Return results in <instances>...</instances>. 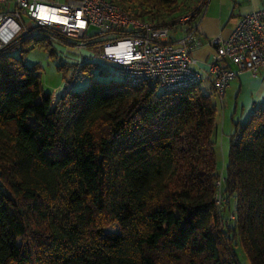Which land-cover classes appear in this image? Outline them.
Returning <instances> with one entry per match:
<instances>
[{
	"label": "trees",
	"instance_id": "obj_1",
	"mask_svg": "<svg viewBox=\"0 0 264 264\" xmlns=\"http://www.w3.org/2000/svg\"><path fill=\"white\" fill-rule=\"evenodd\" d=\"M114 1L171 28L184 6ZM40 40L0 51V264H245L238 247L264 264V106L236 126L219 208L214 91L122 78L78 91L95 64L64 61L74 86L54 100L13 54Z\"/></svg>",
	"mask_w": 264,
	"mask_h": 264
},
{
	"label": "built area",
	"instance_id": "obj_2",
	"mask_svg": "<svg viewBox=\"0 0 264 264\" xmlns=\"http://www.w3.org/2000/svg\"><path fill=\"white\" fill-rule=\"evenodd\" d=\"M205 1L198 8L202 10ZM193 14L194 11L181 16L171 28L137 18L114 0H0V51L21 40L51 39L49 34L57 33L64 42L61 47L55 44V49L62 48L59 51L67 54L71 62L62 58L68 63L86 62L93 56H84L83 52L95 46L97 53L114 63L121 78L132 85L174 91L206 80L223 104L230 83L239 74L250 72L255 76L264 69V9L242 16L230 36L208 41L214 53L202 72L193 68L197 64L193 52L203 45L191 24ZM93 27L98 32L91 35ZM173 31L179 35L173 37ZM67 50L81 54L77 57ZM57 55L62 56L59 52ZM73 86L74 81L66 82L61 92ZM57 98L55 94L53 99ZM224 182L222 171L215 194L219 208L230 200L223 194Z\"/></svg>",
	"mask_w": 264,
	"mask_h": 264
},
{
	"label": "crops",
	"instance_id": "obj_3",
	"mask_svg": "<svg viewBox=\"0 0 264 264\" xmlns=\"http://www.w3.org/2000/svg\"><path fill=\"white\" fill-rule=\"evenodd\" d=\"M66 1L64 0L63 3ZM202 1L204 0H183L184 6L189 9L198 8ZM261 9H264V0H206L200 15L194 20L203 45L193 52V57L197 61L193 68L202 72L211 60L214 49L209 44V40L217 36L224 38L230 36L242 16ZM177 35L179 34L173 31L172 36ZM72 53H76L77 57L81 54L75 51ZM82 55L86 56L88 52H83ZM230 67L236 70L234 65ZM204 83L209 93H213L210 83L206 80ZM201 89L203 91V87ZM215 103L217 104V98ZM262 106H264V69H260L255 76L250 72H242L230 83L221 104L222 111L218 112L217 131L214 138L215 151L217 156L218 152H221L222 156L226 157L224 167L237 124H245L253 112Z\"/></svg>",
	"mask_w": 264,
	"mask_h": 264
},
{
	"label": "rangeland",
	"instance_id": "obj_4",
	"mask_svg": "<svg viewBox=\"0 0 264 264\" xmlns=\"http://www.w3.org/2000/svg\"><path fill=\"white\" fill-rule=\"evenodd\" d=\"M54 2L56 3H63L64 0H55ZM123 8H125L127 11H130L134 13V8L129 5L128 3H125L124 6L121 5ZM182 6V5H181ZM190 11V9L186 8L183 6V8H179V14L181 16L187 14ZM185 13V14H184ZM181 18V17H180ZM178 18L176 20V23L180 20ZM98 32L97 28H91L89 33L91 35H94ZM51 36V39H42L40 41H30L25 44H23L20 48L17 50H13L14 55H22L26 64L31 67L36 69L37 73L40 74L41 77V82L43 85V88L45 89L46 92L51 93L53 96L55 94L60 93L61 89L65 86V80L64 77L66 76L67 78L72 77L74 75V71L72 69L66 68L63 69L62 64H64V57H67V54L62 53V48H60L61 43L64 42V39L59 35V34H49ZM52 41L54 43H52ZM48 42H51L52 47L56 44L59 49L54 50L55 53H60L62 56L57 57L55 55H52L49 51L48 48H46V45ZM55 47V46H54ZM22 49L27 50L24 54H22ZM90 52L88 51V55H92L93 57L88 59L87 62L89 64H95V67L91 71V76L88 74L85 75H80L77 73L75 75V80H76V85L75 89L80 91L86 86H88L91 82L92 79H98L101 81H110V80H116V81H121V76L119 73L118 67L107 60L106 58L102 57L101 54L95 49V46H92L89 48ZM66 55V56H65ZM70 55V54H69ZM72 56V55H70ZM63 57V58H62ZM69 62L70 59L68 58ZM71 66V65H70ZM205 80L200 84L201 87H203V92L206 94H209V90L206 88L205 85ZM207 82V81H206ZM216 100V98H214ZM217 109L218 112L222 111L221 108V103L217 99ZM220 117V116H219ZM225 158L222 156L221 152H218V169L219 172L221 173L224 170V164H225ZM236 199H232V203L235 204ZM226 215V214H225ZM238 256L242 262L245 264H250V261L248 258H246L244 251L242 250L241 247H238L237 249Z\"/></svg>",
	"mask_w": 264,
	"mask_h": 264
}]
</instances>
